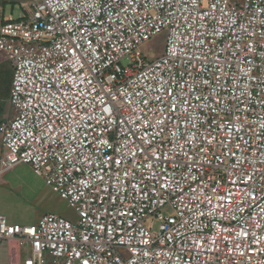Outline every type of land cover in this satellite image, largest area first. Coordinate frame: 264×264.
Instances as JSON below:
<instances>
[{
    "label": "built area",
    "instance_id": "1",
    "mask_svg": "<svg viewBox=\"0 0 264 264\" xmlns=\"http://www.w3.org/2000/svg\"><path fill=\"white\" fill-rule=\"evenodd\" d=\"M21 6L0 173L28 165L76 218L0 214V243L23 264H264V0Z\"/></svg>",
    "mask_w": 264,
    "mask_h": 264
},
{
    "label": "crops",
    "instance_id": "2",
    "mask_svg": "<svg viewBox=\"0 0 264 264\" xmlns=\"http://www.w3.org/2000/svg\"><path fill=\"white\" fill-rule=\"evenodd\" d=\"M9 1L12 0H0V25L7 16H10V14L5 12V4ZM11 79L12 69L10 63L0 54V121L9 116V113L12 114V109L8 102ZM1 152L2 146L0 142V158ZM45 188L48 187L44 186L41 177L33 173L26 164L15 165L11 169L0 173V214L8 222L18 224L13 219L14 208L23 209L27 205L34 203V201L36 203ZM43 214V212L36 211L34 223ZM26 250V245H18L15 241L0 243V264H23Z\"/></svg>",
    "mask_w": 264,
    "mask_h": 264
},
{
    "label": "rangeland",
    "instance_id": "3",
    "mask_svg": "<svg viewBox=\"0 0 264 264\" xmlns=\"http://www.w3.org/2000/svg\"><path fill=\"white\" fill-rule=\"evenodd\" d=\"M27 2V0H12L5 4V12L12 15L14 18H18L20 15L24 14V9L21 6V2ZM165 40V33H162L155 38L151 39L141 48L147 58L153 59L159 56L163 50V44ZM11 113H9L10 115ZM2 156V152H1ZM40 177V176H39ZM42 179V178H41ZM43 180V179H42ZM44 186L48 187L44 180ZM36 211L45 213H54L65 217L70 220L76 218L75 212L71 209L66 201L60 199L56 193H54L50 188H45L37 199L36 203L27 205L26 208H14L13 219L20 225H30L33 224L36 219ZM157 228V222L154 223V229Z\"/></svg>",
    "mask_w": 264,
    "mask_h": 264
}]
</instances>
